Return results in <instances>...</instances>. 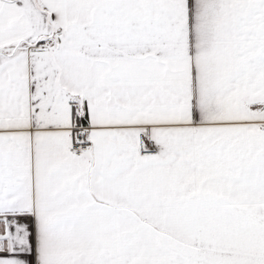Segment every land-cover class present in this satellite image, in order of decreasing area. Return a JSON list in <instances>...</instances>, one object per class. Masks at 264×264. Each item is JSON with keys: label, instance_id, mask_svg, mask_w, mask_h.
<instances>
[{"label": "snow or ice", "instance_id": "snow-or-ice-1", "mask_svg": "<svg viewBox=\"0 0 264 264\" xmlns=\"http://www.w3.org/2000/svg\"><path fill=\"white\" fill-rule=\"evenodd\" d=\"M0 264H264V0H0Z\"/></svg>", "mask_w": 264, "mask_h": 264}]
</instances>
